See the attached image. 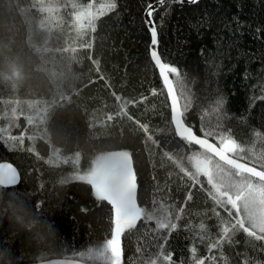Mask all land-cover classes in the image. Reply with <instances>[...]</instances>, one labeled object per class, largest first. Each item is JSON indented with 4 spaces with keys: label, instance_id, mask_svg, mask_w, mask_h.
I'll list each match as a JSON object with an SVG mask.
<instances>
[{
    "label": "trees",
    "instance_id": "1",
    "mask_svg": "<svg viewBox=\"0 0 264 264\" xmlns=\"http://www.w3.org/2000/svg\"><path fill=\"white\" fill-rule=\"evenodd\" d=\"M156 1L115 0L95 31L77 33V11L110 0H0V163L11 161L22 173L17 186L0 185V264L56 257L107 264L89 250L112 238L113 208L75 178L102 155L123 150L131 154L138 206L180 219L170 234L144 218L126 229L121 264H149L161 251L173 264H192L193 246L198 258L215 256V264H264V241L242 230L218 249L205 246L222 222L234 221L209 196L206 176L198 175L197 184L185 174H195L193 156L211 154L175 131L149 54L145 12ZM153 18L161 57L178 68L190 98L185 122L218 145L219 135L230 136L245 149L243 158L233 156L259 167L264 0H169Z\"/></svg>",
    "mask_w": 264,
    "mask_h": 264
},
{
    "label": "snow or ice",
    "instance_id": "2",
    "mask_svg": "<svg viewBox=\"0 0 264 264\" xmlns=\"http://www.w3.org/2000/svg\"><path fill=\"white\" fill-rule=\"evenodd\" d=\"M164 2L165 0H159L161 4ZM177 2L183 3V0H177ZM189 2L197 3L198 0H189ZM115 8V0H110V2L102 5L98 12H93L89 17L92 30L95 31V21L99 16L105 15ZM148 15H152L151 6H149ZM149 23L152 24L151 21ZM149 31L151 36L150 58L158 68L166 92L171 98L170 107L177 135L190 144L195 143L201 146L205 150V153L212 154H201L203 158L199 155L193 156L191 159L194 162L195 174L191 172H185V174L197 184L199 183L197 179L198 175L206 176L207 183L211 185L212 189L209 192V196L234 221L222 222L218 238H208L205 246L211 252L213 249L220 248L226 242L230 243L231 234L236 230H242L248 237L254 240L264 241V170H259L264 169V158L255 162L258 163L259 167L249 166L247 163H239L237 159L232 158V155L243 158L241 154L245 152V149L230 136L219 135L220 147H217L216 144L209 143L207 139L196 136L192 128L184 124V111L190 105V98L185 90L180 71L177 67L162 61L158 51L159 34L154 24L150 27ZM170 74H173L175 78V85L173 79H170ZM176 86L179 87L180 95L184 99L183 110L177 96ZM217 103L219 106L222 101H218ZM139 127L145 133L149 131L147 125L139 124ZM205 135H211V133H205ZM8 147L15 149L14 145H8ZM214 157L218 159L214 160ZM181 171L184 170L181 169ZM18 179L14 167L6 163H0V184L14 185L18 182ZM75 179L86 181L92 185L96 199L107 201L113 208L114 230L112 238L107 240L98 252L89 250L90 255H98L104 258L107 264H121V236L126 229L131 230L136 228L137 222L141 218H144L146 221H154L157 232L167 230L170 234L171 231L177 228V223L174 221L180 219L179 214L174 217L171 212L165 211L163 214L158 215L155 212H146L145 209L138 206L136 199V175L132 167V158L129 152L114 153L103 158L90 173L76 177ZM188 199H191L190 195ZM199 227L202 231L206 232L204 224H200ZM163 239L166 243L167 238L163 237ZM200 239L205 241L206 238L200 237ZM196 251L195 246L190 248L192 264H205L206 260L210 261L211 264H215V256L209 255L204 258H198ZM157 260L160 261V264H163V262L173 264L171 255H164L162 251L157 259L150 260L149 264H157ZM244 264H247V261Z\"/></svg>",
    "mask_w": 264,
    "mask_h": 264
},
{
    "label": "water",
    "instance_id": "3",
    "mask_svg": "<svg viewBox=\"0 0 264 264\" xmlns=\"http://www.w3.org/2000/svg\"><path fill=\"white\" fill-rule=\"evenodd\" d=\"M166 1H169V0H165V2H166ZM175 1H177V0H175ZM198 1H200V0H198ZM165 2H164V3H165ZM183 2H184V3H191V2H189V0H183ZM164 3L161 4V3H159V0H158V1L154 2L153 4H151V5H150V6H151V9H152V15H151V16L148 15L149 7L147 8V10H146V12H145V21H146V24H147V26H148L149 29H150V27H151L153 24H154V26L157 28L156 23H155V20H154V18H153V14H154V12H155L157 9L161 8V7L164 5ZM149 21H151L152 24H150ZM157 32H158V29H157ZM158 34H159V32H158ZM158 51H159V54H160V38H159ZM160 56H161V54H160ZM161 59H162V57H161ZM162 61H163V59H162ZM163 62H164V61H163ZM157 69H158V68H157ZM158 71H159V70H158ZM170 79H172L171 75H170ZM173 83H174V82H173ZM174 85H175V84H174ZM168 96H169V95H168ZM177 96H178V92H177ZM178 98H179V96H178ZM169 99H170V103H171V98H170V96H169ZM179 102H180V100H179ZM172 121H173V113H172ZM183 121H184V124H185L187 127L192 128L191 126H189V125L185 122L184 118H183ZM173 125H174V127H175L174 121H173ZM192 130H193V132H194V134H195L196 136H198V137H200V138H202V139H207V140L209 141V143L216 144V143H215L213 140H211L210 138L198 134L193 128H192ZM193 144H195V143H193ZM195 145H196V144H195ZM216 145H217V147H220V145H218V144H216ZM197 146H199V145H197ZM199 147H201V146H199ZM201 148H202V147H201ZM202 149H203V148H202ZM210 154H211V153H210ZM211 155H212V154H211ZM230 155H232V154H230ZM232 158L237 159L239 163H247L249 166H255V165H253V164H251V163H249V162H247V161H245V160L239 159V158H237V157H235V156H233V155H232ZM217 159H218V158H217ZM4 163H6V164H8V165H10L11 167H14V168L16 169V173H17L19 179H18V182H17L16 184H14V185H6V184H0V185L3 186V187H5V188H9V187L17 186V185L21 182V179H22V173H21L19 167H18L16 164H14L13 162H11V161H6V162H4ZM259 170H263V169H259ZM136 183H137V181H136ZM136 199H137V192H136ZM137 204H138V201H137ZM25 264H93V263H89V262H86V261H83V260H80V259H76V258L56 257V258H50V259H46V260H39V261L29 262V263H25Z\"/></svg>",
    "mask_w": 264,
    "mask_h": 264
},
{
    "label": "rangeland",
    "instance_id": "4",
    "mask_svg": "<svg viewBox=\"0 0 264 264\" xmlns=\"http://www.w3.org/2000/svg\"><path fill=\"white\" fill-rule=\"evenodd\" d=\"M102 5H95L94 3H90L86 6H84L81 10L77 11L76 15H75V21H74V26H75V31L78 33H83V31H90V29H92V26L89 22V17L92 15L93 12H98L101 9ZM101 17V16H99ZM98 17V18H99ZM97 21V19H96ZM96 21H95V26H96ZM119 152H129L127 150H123V151H113V152H108L104 155H102L98 160L97 163L99 161H101L103 158H106L114 153H119ZM130 153V152H129ZM96 163V165H97Z\"/></svg>",
    "mask_w": 264,
    "mask_h": 264
}]
</instances>
